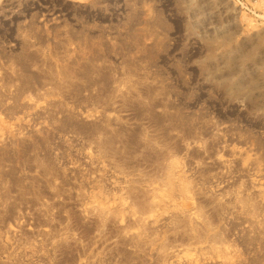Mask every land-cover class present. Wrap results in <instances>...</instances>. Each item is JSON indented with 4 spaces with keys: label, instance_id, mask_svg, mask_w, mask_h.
Here are the masks:
<instances>
[{
    "label": "rangeland",
    "instance_id": "374dc122",
    "mask_svg": "<svg viewBox=\"0 0 264 264\" xmlns=\"http://www.w3.org/2000/svg\"><path fill=\"white\" fill-rule=\"evenodd\" d=\"M241 3L0 0V264H264Z\"/></svg>",
    "mask_w": 264,
    "mask_h": 264
},
{
    "label": "built area",
    "instance_id": "2783aa9c",
    "mask_svg": "<svg viewBox=\"0 0 264 264\" xmlns=\"http://www.w3.org/2000/svg\"><path fill=\"white\" fill-rule=\"evenodd\" d=\"M247 1H250L251 4L241 3V10L244 11V13H246L247 15H250L255 19H260L258 13L254 11L252 7V5L257 4L259 0H247ZM262 3L264 4V0H262Z\"/></svg>",
    "mask_w": 264,
    "mask_h": 264
},
{
    "label": "bare ground",
    "instance_id": "6f19581e",
    "mask_svg": "<svg viewBox=\"0 0 264 264\" xmlns=\"http://www.w3.org/2000/svg\"><path fill=\"white\" fill-rule=\"evenodd\" d=\"M170 173V172H169ZM170 177V176H169ZM169 184H171V182H170V179H169ZM172 186V185H171ZM172 188V187H171ZM194 213V212H193ZM198 215V214H197ZM194 224V223H193Z\"/></svg>",
    "mask_w": 264,
    "mask_h": 264
}]
</instances>
